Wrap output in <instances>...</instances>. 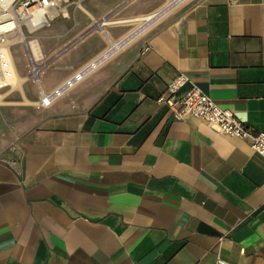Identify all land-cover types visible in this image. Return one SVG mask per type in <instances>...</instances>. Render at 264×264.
Listing matches in <instances>:
<instances>
[{
	"label": "crops",
	"instance_id": "1",
	"mask_svg": "<svg viewBox=\"0 0 264 264\" xmlns=\"http://www.w3.org/2000/svg\"><path fill=\"white\" fill-rule=\"evenodd\" d=\"M168 2L84 0L38 30L42 60L11 46L0 264H264V156L157 100L182 71L264 131V0H181L139 29Z\"/></svg>",
	"mask_w": 264,
	"mask_h": 264
},
{
	"label": "built area",
	"instance_id": "2",
	"mask_svg": "<svg viewBox=\"0 0 264 264\" xmlns=\"http://www.w3.org/2000/svg\"><path fill=\"white\" fill-rule=\"evenodd\" d=\"M83 1L0 0V89L14 83L11 81L14 78L13 62H9L12 61L11 46L16 43H23L28 47L33 60H42L44 53L38 40V30L49 26L57 17L67 16L69 6L80 7ZM180 1L169 0L168 4L161 11L152 14L151 18L156 19L165 10L177 5ZM124 41L126 39L120 42L123 43ZM120 42L116 45H119ZM113 47L112 45L105 54L110 53ZM148 49V44L143 45L141 53H145ZM103 56L89 64L82 72L96 65ZM72 81L71 79L51 94H44L39 103L47 105ZM183 88L184 90L181 91ZM157 100L169 106L175 119H185L187 117L204 119L214 132L245 139L249 142L252 150L264 156V131L254 130L247 124L245 119L230 109L221 107L203 89L191 81L189 75L185 72H177L167 83L166 93ZM216 264L232 263L218 258Z\"/></svg>",
	"mask_w": 264,
	"mask_h": 264
},
{
	"label": "rangeland",
	"instance_id": "3",
	"mask_svg": "<svg viewBox=\"0 0 264 264\" xmlns=\"http://www.w3.org/2000/svg\"><path fill=\"white\" fill-rule=\"evenodd\" d=\"M70 18H72V16ZM152 20H153V18L152 19L146 18V20L142 19L141 24L139 26V29L142 28V26L151 22ZM46 29L47 30L45 31V33H41V35L43 34V36L40 37L41 43L44 47V50H45V46H49V48H52V46L55 43L54 31L56 30V28L55 27H49ZM96 40H99L98 34L96 33V31L91 32L86 37L83 38L82 42H80L78 44V49H79V47H82L81 49L84 50L83 54H86L90 51V49H85V48L87 46H88V48H92L93 43H95ZM91 43H92V45H91ZM13 50L18 57H22V55L24 54L23 50H22V44H19V45L16 44V46L13 47ZM13 105H15V104H13Z\"/></svg>",
	"mask_w": 264,
	"mask_h": 264
},
{
	"label": "bare ground",
	"instance_id": "4",
	"mask_svg": "<svg viewBox=\"0 0 264 264\" xmlns=\"http://www.w3.org/2000/svg\"><path fill=\"white\" fill-rule=\"evenodd\" d=\"M151 17V15H147V16H145V18H150ZM26 43V42H25ZM27 44V43H26ZM27 49H28V47H27ZM28 51H29V49H28ZM30 53V52H29ZM31 56V55H30ZM32 58V57H31ZM33 59V58H32ZM10 63H12V61H9ZM12 67H13V70H14V78H12L11 79V81L12 82H14V81H16V79L15 78H17V84H20L21 83V78L19 79L18 77H17V75H16V72H15V69H14V64L12 63ZM39 69V68H38ZM53 92V91H52Z\"/></svg>",
	"mask_w": 264,
	"mask_h": 264
}]
</instances>
